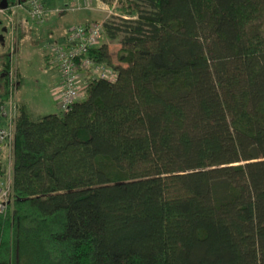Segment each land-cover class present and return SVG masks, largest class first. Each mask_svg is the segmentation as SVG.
<instances>
[{
    "label": "trees",
    "instance_id": "16d2710c",
    "mask_svg": "<svg viewBox=\"0 0 264 264\" xmlns=\"http://www.w3.org/2000/svg\"><path fill=\"white\" fill-rule=\"evenodd\" d=\"M117 3L116 61L87 54L114 82L36 120L17 101L0 264H264V0Z\"/></svg>",
    "mask_w": 264,
    "mask_h": 264
},
{
    "label": "built area",
    "instance_id": "2783aa9c",
    "mask_svg": "<svg viewBox=\"0 0 264 264\" xmlns=\"http://www.w3.org/2000/svg\"><path fill=\"white\" fill-rule=\"evenodd\" d=\"M99 2V1H96ZM92 0H73V6L67 10L71 12L92 10ZM108 8V7H107ZM15 10V14L12 11ZM24 11L28 20L41 24L45 17L43 0H21L11 9L0 10L7 20L8 29V60H9V88L5 100L0 102V159L3 160V173L0 175V214H5L11 205L12 163H13V134L18 114L17 105V69L16 54L18 46L17 27L13 17L19 18ZM110 13V8H108ZM57 12V11H56ZM10 14V15H9ZM104 21H89L75 24L67 30L65 42L50 46L49 62L59 73V84L53 92L58 113H66L70 107L84 96L85 80L97 78L114 82L116 75L112 69L95 63L88 57L89 50L98 47L103 40Z\"/></svg>",
    "mask_w": 264,
    "mask_h": 264
},
{
    "label": "rangeland",
    "instance_id": "374dc122",
    "mask_svg": "<svg viewBox=\"0 0 264 264\" xmlns=\"http://www.w3.org/2000/svg\"><path fill=\"white\" fill-rule=\"evenodd\" d=\"M120 1L123 0H114V5L110 7V13L104 3L102 5L99 2H94L93 8L95 10L87 11V13H90V19L93 21L103 20L117 24L121 19H125L115 10V7L118 6L117 2ZM43 3L46 12L43 22L39 24L29 20L28 29L22 30L23 32L20 29L19 18L12 16L13 21L18 24V31H16L18 37L16 69L20 83L16 97L18 103L21 102L26 105L34 120L40 116L58 113L53 92L54 87L59 83V74L53 64L50 62L48 64L46 57L49 55V47L58 42L56 35H65L69 27L80 22L76 19L74 12L67 10L72 6V0H54L53 5L48 4L46 7L44 1ZM12 14H15V10L12 11ZM0 18L3 21L0 25L1 33L4 27L8 29V23L3 14H0ZM24 35L25 37H23ZM121 39L122 35L119 34L115 40H108L104 36L101 41V44L107 46L114 62L116 61V53L120 49ZM8 53V37L5 34L4 41L0 43V63L5 60Z\"/></svg>",
    "mask_w": 264,
    "mask_h": 264
},
{
    "label": "crops",
    "instance_id": "0c3cea01",
    "mask_svg": "<svg viewBox=\"0 0 264 264\" xmlns=\"http://www.w3.org/2000/svg\"><path fill=\"white\" fill-rule=\"evenodd\" d=\"M43 1L45 2V7H46L48 4L53 5V1L54 0H43ZM92 1L93 2L99 1V3L102 4V2L100 0H92ZM72 6H73V0H72ZM92 10L94 11L95 9L93 8ZM54 11H57V10H54ZM87 11H91V10H80V11H75L74 12V14H76V19H78L80 21L79 24L86 23V22H89V21H93V20L90 19L91 18V15H90V13H87ZM76 12H78V13H76ZM45 16H46V14H45ZM19 20H20V23L19 24H20L21 32H23L22 30H24V29H28L27 25H28V21L29 20H28L27 15H26V13L24 11H21L19 13ZM56 36H57V39H58L59 37H61L63 35H56ZM23 37H25V35ZM58 80H60L59 77H58ZM58 84L57 85L55 84L56 86L54 85L55 87L54 86L53 87L56 88L58 86Z\"/></svg>",
    "mask_w": 264,
    "mask_h": 264
},
{
    "label": "flooded vegetation",
    "instance_id": "af4514ba",
    "mask_svg": "<svg viewBox=\"0 0 264 264\" xmlns=\"http://www.w3.org/2000/svg\"><path fill=\"white\" fill-rule=\"evenodd\" d=\"M19 0H7V3H8V9H7V12H10V9L18 2ZM2 20L0 21V25L2 24ZM7 33V28L4 27L2 29V32L0 33V36H2L3 40H4V37H5V34Z\"/></svg>",
    "mask_w": 264,
    "mask_h": 264
},
{
    "label": "water",
    "instance_id": "95a60500",
    "mask_svg": "<svg viewBox=\"0 0 264 264\" xmlns=\"http://www.w3.org/2000/svg\"><path fill=\"white\" fill-rule=\"evenodd\" d=\"M8 9V3L7 0H0V10H7ZM4 40L2 36H0V43H2Z\"/></svg>",
    "mask_w": 264,
    "mask_h": 264
}]
</instances>
